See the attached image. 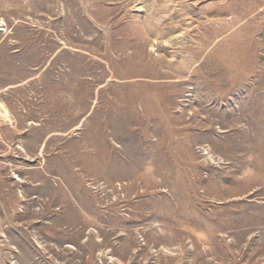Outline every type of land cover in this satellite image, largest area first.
<instances>
[{
	"label": "rangeland",
	"instance_id": "1",
	"mask_svg": "<svg viewBox=\"0 0 264 264\" xmlns=\"http://www.w3.org/2000/svg\"><path fill=\"white\" fill-rule=\"evenodd\" d=\"M0 264H264V0H0Z\"/></svg>",
	"mask_w": 264,
	"mask_h": 264
},
{
	"label": "bare ground",
	"instance_id": "2",
	"mask_svg": "<svg viewBox=\"0 0 264 264\" xmlns=\"http://www.w3.org/2000/svg\"><path fill=\"white\" fill-rule=\"evenodd\" d=\"M6 114H7L6 110L2 106H0V116L6 117L7 116Z\"/></svg>",
	"mask_w": 264,
	"mask_h": 264
}]
</instances>
